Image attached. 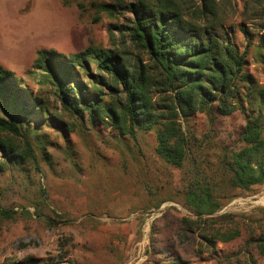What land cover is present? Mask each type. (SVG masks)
Segmentation results:
<instances>
[{"label": "rangeland", "instance_id": "obj_1", "mask_svg": "<svg viewBox=\"0 0 264 264\" xmlns=\"http://www.w3.org/2000/svg\"><path fill=\"white\" fill-rule=\"evenodd\" d=\"M137 1L0 0V67L42 97L50 111L59 109L52 88L32 77L42 73L34 68L37 53L69 57L94 46L116 51L131 63L140 59L147 64L128 34L117 33L133 20L126 7ZM170 1L185 19L194 21L200 0ZM206 1L215 16L196 24L229 37L239 51L247 43L240 31V25L245 26L252 38L246 71L264 87V61L257 60L255 49L264 0ZM80 77L88 82L84 73ZM152 99L157 103L155 94ZM242 104L248 109L253 102ZM84 117L73 132L55 118L38 138L30 134L36 164L0 173V210L15 213L8 220L0 217V264H167L165 249L190 264H264L250 241L264 233V220L257 222L261 215L256 213L264 209V185L232 192L225 186L221 165L227 151L242 148L237 142L245 125L240 111L228 117L196 113L180 120L192 138L180 168L167 166L155 155L154 132L139 133L134 142L91 127ZM39 140L46 143L47 158L37 148ZM203 178L220 196L221 207L198 217L180 193ZM185 218L197 222L189 229ZM212 229H238L239 236L217 243L212 252L203 238ZM161 246L165 254L157 252Z\"/></svg>", "mask_w": 264, "mask_h": 264}, {"label": "trees", "instance_id": "obj_2", "mask_svg": "<svg viewBox=\"0 0 264 264\" xmlns=\"http://www.w3.org/2000/svg\"><path fill=\"white\" fill-rule=\"evenodd\" d=\"M200 2L192 14L194 21L185 19L170 0H138L127 5L133 20L117 33L128 34L148 58L147 64L140 59L131 63L116 51L94 46L69 57L38 52L34 68L42 73H33L32 77L42 78L40 86L52 88L60 105L54 111L48 109L42 97L34 96L11 72L0 67V173L28 162L36 164L30 134L38 138L55 118L66 128L71 126L66 131L73 132L74 127L83 125L85 115L91 127L100 126L134 142L139 133L154 132L155 155L167 166L180 168L188 158L192 139L183 131L180 120L188 121L196 113L228 117L240 111L245 125L237 142L242 148L229 150L223 156L225 186L234 192L264 185V87L246 71L252 38L240 25L247 43L239 51L229 37L221 38L208 32L206 25H197V21L215 16L212 5L206 0ZM256 42L257 60L263 62L264 20L258 26ZM89 63H93L92 71ZM81 73L88 78L87 83L81 80ZM154 94L157 103L152 99ZM245 100L253 102L248 109L243 107ZM38 143L41 156L47 158L46 143ZM180 194L198 217L221 207L220 196L205 178L188 183ZM256 213L261 215L257 222L264 220V209ZM13 214L12 210H0L3 219ZM227 218L232 221L234 216ZM196 222L183 219L189 229ZM238 236V229H212L203 238L207 247L216 252L217 243L226 244ZM250 241L264 258V233ZM164 248L159 247L157 252L165 254ZM165 251L167 264H190L168 249Z\"/></svg>", "mask_w": 264, "mask_h": 264}]
</instances>
